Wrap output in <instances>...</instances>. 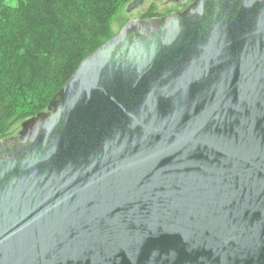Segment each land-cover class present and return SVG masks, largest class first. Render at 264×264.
I'll return each mask as SVG.
<instances>
[{
    "label": "water",
    "instance_id": "obj_1",
    "mask_svg": "<svg viewBox=\"0 0 264 264\" xmlns=\"http://www.w3.org/2000/svg\"><path fill=\"white\" fill-rule=\"evenodd\" d=\"M181 1L0 140V264H264V0Z\"/></svg>",
    "mask_w": 264,
    "mask_h": 264
},
{
    "label": "trees",
    "instance_id": "obj_2",
    "mask_svg": "<svg viewBox=\"0 0 264 264\" xmlns=\"http://www.w3.org/2000/svg\"><path fill=\"white\" fill-rule=\"evenodd\" d=\"M131 1L0 0V140L48 110L81 61L115 35L112 21Z\"/></svg>",
    "mask_w": 264,
    "mask_h": 264
},
{
    "label": "rangeland",
    "instance_id": "obj_3",
    "mask_svg": "<svg viewBox=\"0 0 264 264\" xmlns=\"http://www.w3.org/2000/svg\"><path fill=\"white\" fill-rule=\"evenodd\" d=\"M182 3L181 0H132L125 4L113 19L112 29L116 34L128 21L146 18L144 16H148L151 11L157 16H163L172 11H180L182 10ZM20 129L21 127L18 128L17 133Z\"/></svg>",
    "mask_w": 264,
    "mask_h": 264
},
{
    "label": "flooded vegetation",
    "instance_id": "obj_4",
    "mask_svg": "<svg viewBox=\"0 0 264 264\" xmlns=\"http://www.w3.org/2000/svg\"><path fill=\"white\" fill-rule=\"evenodd\" d=\"M185 7L182 5V10L184 9Z\"/></svg>",
    "mask_w": 264,
    "mask_h": 264
}]
</instances>
